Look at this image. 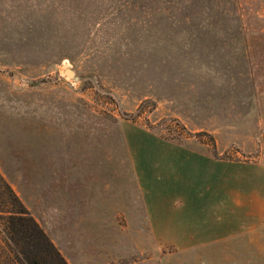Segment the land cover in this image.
<instances>
[{
  "label": "rangeland",
  "instance_id": "obj_1",
  "mask_svg": "<svg viewBox=\"0 0 264 264\" xmlns=\"http://www.w3.org/2000/svg\"><path fill=\"white\" fill-rule=\"evenodd\" d=\"M0 173L69 264H264V0H0Z\"/></svg>",
  "mask_w": 264,
  "mask_h": 264
},
{
  "label": "trees",
  "instance_id": "obj_2",
  "mask_svg": "<svg viewBox=\"0 0 264 264\" xmlns=\"http://www.w3.org/2000/svg\"><path fill=\"white\" fill-rule=\"evenodd\" d=\"M0 231L14 264H69L1 173Z\"/></svg>",
  "mask_w": 264,
  "mask_h": 264
},
{
  "label": "crops",
  "instance_id": "obj_3",
  "mask_svg": "<svg viewBox=\"0 0 264 264\" xmlns=\"http://www.w3.org/2000/svg\"><path fill=\"white\" fill-rule=\"evenodd\" d=\"M189 186V184H188ZM186 186L184 188V190L182 191L183 193V198L182 200H180L182 202V208L177 209L175 207V204L177 202H174V204L168 205V208L166 210V212H164L165 210H161L159 209V207L157 206V204H155L156 200H154L155 198L152 199H148L147 201V206L149 209V216H151L152 221H154V218H160V212H163V214H166V220L167 221V232L166 235L168 238L173 239L175 237L179 238V239H186V243L188 245L183 246L184 248H191L193 245L192 240L194 238H203V237H209L211 236L210 234L205 236V235H198V234H194V233H187L189 230L186 229V222L195 219L198 220L200 222V225L205 226V221L207 220H213L211 218H207V215H209L210 213H213L215 211V207L214 205H210V208L207 209L206 206L204 208V204L201 202L200 197L203 195V192L201 191L200 193L197 192L198 190H201L199 188H195L192 189L190 187ZM211 191L213 192V189H211ZM191 193H193L196 197L194 200L190 201V203H188L189 196L191 197ZM152 195V193H151ZM254 195H253V199L252 202H243V204L241 206H245L247 205V207L250 206V204L253 205V201H254ZM248 201H250L248 199ZM263 203H264V199H263ZM254 207V205H253ZM256 212L255 209L252 208L251 213L254 214ZM247 213H250L249 210L247 211ZM202 227V226H201ZM206 229V228H205ZM153 232H156V230L154 229ZM157 236H159V234H156ZM212 237V236H211ZM176 241H173V243H175ZM182 243V241H179ZM195 244V243H194Z\"/></svg>",
  "mask_w": 264,
  "mask_h": 264
},
{
  "label": "water",
  "instance_id": "obj_4",
  "mask_svg": "<svg viewBox=\"0 0 264 264\" xmlns=\"http://www.w3.org/2000/svg\"><path fill=\"white\" fill-rule=\"evenodd\" d=\"M66 73L69 75V76H74V72L70 69H67L66 70Z\"/></svg>",
  "mask_w": 264,
  "mask_h": 264
}]
</instances>
